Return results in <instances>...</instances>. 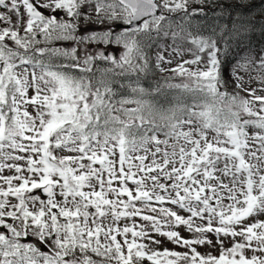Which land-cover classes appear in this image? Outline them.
Wrapping results in <instances>:
<instances>
[{"label":"snow or ice","instance_id":"snow-or-ice-1","mask_svg":"<svg viewBox=\"0 0 264 264\" xmlns=\"http://www.w3.org/2000/svg\"><path fill=\"white\" fill-rule=\"evenodd\" d=\"M250 3L0 0V264H264Z\"/></svg>","mask_w":264,"mask_h":264},{"label":"trees","instance_id":"trees-1","mask_svg":"<svg viewBox=\"0 0 264 264\" xmlns=\"http://www.w3.org/2000/svg\"><path fill=\"white\" fill-rule=\"evenodd\" d=\"M221 2L223 1L221 0ZM248 7L252 10V16L259 21L262 18V14H264V0H251V3ZM252 41L257 48H259L261 45H264V34L260 33L259 25H257L256 30L252 34Z\"/></svg>","mask_w":264,"mask_h":264},{"label":"rangeland","instance_id":"rangeland-1","mask_svg":"<svg viewBox=\"0 0 264 264\" xmlns=\"http://www.w3.org/2000/svg\"><path fill=\"white\" fill-rule=\"evenodd\" d=\"M224 3H228L229 2V0H222ZM231 2L232 3H235L236 2V0H231ZM83 31H84V28H83V24H82V27H81V34L83 33ZM187 58V57H186ZM254 87L256 86L255 84L253 85ZM162 247H168V248H171V247H173V245H171V244H168V243H165V244H163L162 245ZM178 251H182V249H177ZM201 252H203V251H205V249L204 248H200L199 249ZM213 254H218V252H214Z\"/></svg>","mask_w":264,"mask_h":264}]
</instances>
